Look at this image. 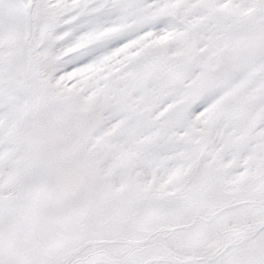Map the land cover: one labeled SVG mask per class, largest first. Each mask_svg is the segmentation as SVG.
Segmentation results:
<instances>
[{"label":"snow or ice","instance_id":"6c2138e0","mask_svg":"<svg viewBox=\"0 0 264 264\" xmlns=\"http://www.w3.org/2000/svg\"><path fill=\"white\" fill-rule=\"evenodd\" d=\"M0 264H264V0H0Z\"/></svg>","mask_w":264,"mask_h":264}]
</instances>
